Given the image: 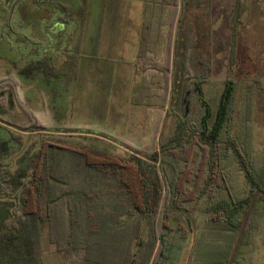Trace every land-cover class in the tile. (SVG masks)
<instances>
[{
  "label": "trees",
  "instance_id": "obj_1",
  "mask_svg": "<svg viewBox=\"0 0 264 264\" xmlns=\"http://www.w3.org/2000/svg\"><path fill=\"white\" fill-rule=\"evenodd\" d=\"M66 6L55 4L68 15ZM211 9L212 0L143 1L131 104L153 108L157 116L151 145L144 140L140 151L127 147V154H118L86 136L48 130L28 97V128L0 123V192L6 186L16 198L0 203V264H45V227L60 264H227L251 197L264 191V174L252 149V84L244 92L243 121L233 130L242 0H234L230 19L228 78L217 101L205 97L204 85L212 77ZM50 64L56 66L46 57L29 59L17 74L31 81L43 74L48 80ZM158 114L176 119L175 132L158 149H149ZM21 131L45 136L24 149ZM19 153L11 171L8 160ZM232 165L247 179L241 193L230 178ZM197 206L205 219L195 218ZM258 217L264 218L263 196L255 201L232 264L246 260Z\"/></svg>",
  "mask_w": 264,
  "mask_h": 264
},
{
  "label": "rangeland",
  "instance_id": "obj_2",
  "mask_svg": "<svg viewBox=\"0 0 264 264\" xmlns=\"http://www.w3.org/2000/svg\"><path fill=\"white\" fill-rule=\"evenodd\" d=\"M120 1L123 0H0V123L18 131L31 125L29 120L31 111L24 104L26 96L32 102L33 109L30 107L33 114H36L40 124L48 130L66 131L80 139L86 136L89 139L87 142L123 155L129 152L128 148L140 151L146 139V145H151L147 141L151 135L155 116H157L156 111L153 108L132 105V92L130 94L128 90L126 93L127 86L129 89V84L134 85L137 80L135 69L133 77L126 76L124 67L127 63L123 64L118 59L104 60L100 56L94 60L91 56L94 48L91 39H96L94 34L99 25L113 15L114 9L111 10V14L108 12L109 8L119 4ZM56 3L71 7V13L77 20L74 25L81 27L83 24L89 35L84 36L82 40L80 37L77 38L76 33V38L73 40L76 43L67 41L69 47L66 52L62 49L58 52L54 51L58 65L51 67L50 64L45 68L46 72L52 74L48 78L50 87L46 89L40 82L37 88L32 89L31 79H26L17 72L28 62L30 51L33 48L28 39L40 37L41 26L46 22H52V18H54L53 21H57L56 16L62 14L60 9L55 7ZM242 4L243 14L236 57V80L240 85L233 130L236 131L243 121L244 92L246 87L252 84L255 91L253 111L249 120L252 129V149L256 168L262 169L261 172L264 174V0H242ZM233 12L234 0H212L211 22L214 29L212 77L209 83L204 85L205 97L212 102L218 100L224 81L228 78L231 43L230 19ZM113 19L112 17V22H114ZM43 35L49 38L48 34ZM60 42H62L59 45L61 48L66 46L64 39ZM82 43L85 53L78 52L79 44ZM92 64L99 68L98 75L84 73V66L88 67ZM42 93L47 94L48 98L50 96L48 111L44 108L48 103L42 97ZM83 95L87 96L86 100H83ZM87 102L91 106L87 116L76 114L68 118L72 114L70 109L78 105L83 106ZM193 112L195 115L198 112L197 104L193 106ZM158 115L160 123L155 140L149 149H158L175 132L176 119L171 116ZM21 132L24 149L30 145L38 146L45 136L43 135L45 133ZM82 132L104 134L111 139L98 135H84ZM20 156L21 153L8 160L11 171L16 169V162ZM195 157L199 158L198 151ZM229 173L237 190L240 193L241 190H246L247 179L243 172L238 171L236 165L231 166ZM1 188L0 203L16 200L6 186L1 185ZM196 208L195 218L205 219L206 214L200 211V206ZM15 216L19 217L17 212ZM160 219L157 221L158 231L161 224ZM144 239H146L145 233ZM194 239L195 234H192L188 241V252H186L184 263L188 259ZM249 239L251 249L243 264H264V218L258 217V228L250 234ZM43 249L45 264L61 263L56 246L48 241L47 227L43 233ZM157 255L158 251L156 257Z\"/></svg>",
  "mask_w": 264,
  "mask_h": 264
},
{
  "label": "crops",
  "instance_id": "obj_3",
  "mask_svg": "<svg viewBox=\"0 0 264 264\" xmlns=\"http://www.w3.org/2000/svg\"><path fill=\"white\" fill-rule=\"evenodd\" d=\"M123 1H120L119 4L112 5L109 8L108 12H111V14V10L114 9L113 15H110L109 19L107 18V21H103L101 25H99L98 30H96V34H94L96 39H91L93 40L92 44H94L91 56L94 58V60H96V58L98 59L97 56H100L101 58H104V60L114 61L118 59V61H122L123 64L127 63V66L124 67L125 70H123L125 71L126 76L130 75L133 77L139 44V36L142 28L144 0ZM65 8L66 10H68V15H65L64 13H62L61 15H57V21H53L54 18H52V22H46L45 24H43V26H41L42 32L40 37L36 36L34 37L35 39H28L30 41V45L33 47L29 54L30 60L46 57L52 60V63L57 66L58 64L55 58L56 56L54 51L58 52L62 49L66 52L67 48L69 47V43H76L73 41L76 38V33L77 38L80 37V39L82 40H84V36L86 37L89 35L87 30H85V28L83 27V24L81 25V27L74 25L77 20L71 13V7L67 5ZM112 17L114 18V22H112ZM73 30H75L74 33ZM112 32H114V34H112ZM42 33L46 35L48 34L49 38ZM62 39L65 40L66 46L61 48V46L59 45L62 44V42H60V40ZM67 41L69 42L68 45ZM78 52L85 53L83 43L81 45L79 44ZM96 67L97 66L94 64L89 65L88 67L84 66V73L88 72L90 75H98L100 70ZM45 76L46 75L43 74L36 75L32 81L35 84L31 83L30 87L32 89L37 88L38 83L41 82L46 87V89L49 88L50 85ZM132 85L129 84V89L127 86L126 93L129 90L131 94L133 89ZM46 95L42 93V97L47 100L46 102L48 103L45 104L44 108L48 111L50 108V96L48 98ZM86 97L87 96L83 95V100H86ZM30 106L32 107V105ZM41 107L43 108V106ZM89 109H91V106L90 104H88V102L83 106H74L73 109H70V112H72V114L68 116V118H72L76 114L80 116H87Z\"/></svg>",
  "mask_w": 264,
  "mask_h": 264
},
{
  "label": "water",
  "instance_id": "obj_4",
  "mask_svg": "<svg viewBox=\"0 0 264 264\" xmlns=\"http://www.w3.org/2000/svg\"><path fill=\"white\" fill-rule=\"evenodd\" d=\"M258 196H263L264 197V191L263 190H256L255 193L253 194V196L251 197V200H250V203H249L245 218H244V220H243V222L241 224L238 236H237V238L235 240V243H234V246L232 248V251H231V254H230V257H229V260H228L227 264H232L233 263V260L235 258L237 249H238V247L240 245L242 236H243V234L245 232V229L247 227V224H248L252 209L254 207L255 201L258 198Z\"/></svg>",
  "mask_w": 264,
  "mask_h": 264
}]
</instances>
